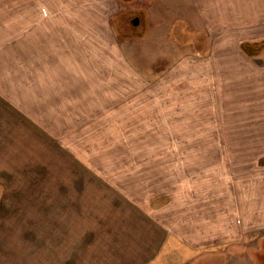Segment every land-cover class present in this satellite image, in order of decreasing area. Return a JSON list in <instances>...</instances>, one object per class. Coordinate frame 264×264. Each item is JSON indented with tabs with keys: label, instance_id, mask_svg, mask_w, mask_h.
Returning a JSON list of instances; mask_svg holds the SVG:
<instances>
[{
	"label": "rangeland",
	"instance_id": "rangeland-1",
	"mask_svg": "<svg viewBox=\"0 0 264 264\" xmlns=\"http://www.w3.org/2000/svg\"><path fill=\"white\" fill-rule=\"evenodd\" d=\"M98 1L90 16L86 0H0V264H94L105 230L93 221L113 205L155 219L162 194L188 174L205 169L218 183L237 167L264 170V148H191L210 135L192 134L187 106L193 78L207 73L201 63L218 48V59L236 61L244 39L257 42L249 58L264 73V0ZM240 152L245 162L235 166ZM34 190L52 192L51 206L32 207ZM169 206L160 217L170 219ZM92 230L99 236L90 239ZM233 245L221 259L210 252L212 264H235ZM240 245L243 257L261 250L264 264L263 236Z\"/></svg>",
	"mask_w": 264,
	"mask_h": 264
},
{
	"label": "crops",
	"instance_id": "crops-1",
	"mask_svg": "<svg viewBox=\"0 0 264 264\" xmlns=\"http://www.w3.org/2000/svg\"><path fill=\"white\" fill-rule=\"evenodd\" d=\"M86 1L89 2L87 9L90 16L99 12L97 3L103 4L98 0L97 3L95 0ZM225 3L226 0L219 2L220 5ZM108 6L106 11H110ZM135 24H138V20ZM88 35L92 47L94 33ZM244 40L238 51L239 60L218 59V54L222 51L218 48L210 59L204 60L200 65L207 73L202 77L193 78L190 84L187 106L191 104L188 122L192 127L189 130L192 134L210 135V139L207 138L202 143L195 141L191 146L193 149H247L254 146L264 148V87H259L264 86V73H260L259 63L249 58L256 56L259 50L247 52L244 49L245 43L253 45L252 43L257 42ZM59 67V64L52 66L53 70ZM217 68L220 69L219 73L217 72L219 75L214 77ZM228 68L231 76H227L223 71ZM234 69L238 73L236 78ZM54 74L59 76V71ZM72 84H75L74 81ZM60 89L61 87L59 91ZM260 92L263 94L260 95ZM221 94L225 97L218 103L214 97ZM212 134H217L219 140L211 136ZM198 154L199 151L193 152L194 156ZM240 154L236 156L238 161H235V166L245 162L246 155L243 152ZM223 156L226 158V153L219 151L216 159ZM188 161L191 162V157ZM199 164L198 159L194 161V166ZM259 167H246L245 170L237 167L231 171L235 173L234 177L225 176L218 183L212 182L215 179H211L205 169L201 175L198 171L192 177L188 174L185 183L171 188L170 193L162 194L164 201L162 202V198L158 201L162 206L170 205L168 210L172 216L169 220L159 216V204L154 206L155 219L137 210L126 212L123 204H115L105 218L100 220L98 216L93 221V230H105L102 233V239L105 240L100 253L93 254L95 248L98 250V245L94 242L85 239L82 245L85 243L91 247V244H95L92 246L94 256L90 258L97 260L94 264H212V260L217 258L210 252L219 253L218 259H221V253L225 252L226 247L234 244V249L239 253L235 254V264H255L262 251L255 248L256 257H243L245 250L243 251L240 243L248 236L261 235L264 238V170H259ZM37 180V183L42 180L40 175H37ZM37 186L39 187L36 185L33 189H44L43 186ZM37 190L27 196L30 199L28 201L33 203L32 207L45 204L51 206L54 202L53 198L52 201L50 199L52 192ZM20 192L17 191L16 195L19 196ZM60 203H65L63 198ZM119 210L125 214L117 215L115 212ZM93 230L89 233L90 239L93 235L99 236ZM49 235L51 238V234ZM60 237V244L66 247V235L64 238L63 235ZM75 255L76 252L72 256L65 254L63 259L66 261V258ZM74 260V264L81 262L77 257Z\"/></svg>",
	"mask_w": 264,
	"mask_h": 264
},
{
	"label": "trees",
	"instance_id": "trees-1",
	"mask_svg": "<svg viewBox=\"0 0 264 264\" xmlns=\"http://www.w3.org/2000/svg\"><path fill=\"white\" fill-rule=\"evenodd\" d=\"M249 46H252L253 47V45H251V44H249V43H245L244 44V49L248 52H253L254 50H253V48H249Z\"/></svg>",
	"mask_w": 264,
	"mask_h": 264
}]
</instances>
